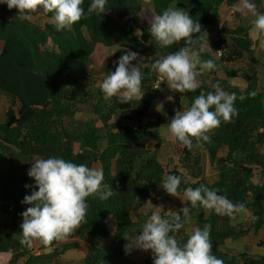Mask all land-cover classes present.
<instances>
[{"label": "trees", "instance_id": "obj_1", "mask_svg": "<svg viewBox=\"0 0 264 264\" xmlns=\"http://www.w3.org/2000/svg\"><path fill=\"white\" fill-rule=\"evenodd\" d=\"M238 1L150 0L143 5V0H108L105 13L100 15L88 14L91 0H84V17L59 32L54 21L44 25L22 21L17 9L0 4V40L4 42L0 50V95L7 100L5 117L0 121V215L5 217L0 252H10L7 264H18L21 259L23 264H37L61 257L77 247L83 252V264H152L151 257L141 263L126 257L125 246L131 244L151 215L140 214L143 203L171 196L162 188L166 174L181 177L176 194L203 185L218 190L219 195L227 196L234 204H242L250 217L237 224L232 223L234 216L218 214L212 209L205 217L199 202L195 206L190 204L188 217L196 218L197 227L210 225L213 255L224 264H264V253L252 256L247 252L232 254L220 249L226 240L256 232L264 224V152L257 150V145L264 142V82L258 74L264 69V62L255 54L260 39H253L248 26L238 22L232 27L221 26L212 39L211 48L220 52L219 59L210 56L204 43L209 30L219 26L222 5L239 17L235 12ZM256 7L257 11L264 12V3ZM172 8H181L193 20H198L201 30L193 34L191 47L198 50L203 46L205 50L199 59L215 62L213 70L203 72L198 78L196 91L182 93L188 108L201 92L214 91V84L237 97L236 115L230 121L222 120L213 133H207L209 142L192 138V147L187 148L174 137L182 169L169 168L157 157L163 141L160 115L150 112V107L161 89L146 87L156 78L153 72H147L152 71L151 67L139 65L143 70L142 99L133 98L125 104L118 97L105 99L101 85L96 84L100 79L87 70L98 44L135 51L144 59L162 58L184 46L181 40L161 47L151 35L153 18ZM40 9L44 16L53 17L52 12ZM137 29L142 36L136 34ZM240 59L245 60L244 67L226 66ZM116 60L103 66L105 76L115 70ZM220 70L226 79L218 77ZM239 77L245 85L229 81ZM82 112L87 117L78 118ZM173 116L169 110L168 122ZM129 120L138 129L127 125ZM144 121L148 122L143 124ZM149 142L154 143L152 149L148 147ZM223 147L227 152L220 156L218 153ZM199 149L208 152L210 163L218 173V180L213 183L202 176ZM48 157H62L89 167L99 162L104 173L103 184L112 189L113 195L106 200L96 195L87 197L89 208L79 227L51 242L43 241L41 252L34 254L30 246L36 238L25 243L20 231V214L28 207L21 201L30 193L25 185L34 183L27 175L31 163ZM258 169L261 181L257 184L253 177ZM176 214L181 215L182 223L185 218L182 212ZM176 214L160 213L172 222ZM170 235L181 245L190 236L184 228ZM77 236L85 246L76 241L62 242L64 238L71 240ZM96 237H112L111 246H96ZM257 245L264 250V239L258 240ZM45 249L50 250L42 252Z\"/></svg>", "mask_w": 264, "mask_h": 264}, {"label": "clouds", "instance_id": "obj_2", "mask_svg": "<svg viewBox=\"0 0 264 264\" xmlns=\"http://www.w3.org/2000/svg\"><path fill=\"white\" fill-rule=\"evenodd\" d=\"M107 2L108 0H91L87 13H105ZM83 3L84 0H0V4L7 5L9 9H17L18 18L22 21H31L32 13L39 8L52 12L58 32L84 17ZM244 6L255 16L253 24L257 38L264 43V12L257 11L256 5L250 0H244ZM200 30L198 20H193L181 8L166 9L153 18L151 35L161 47L184 41V46L177 51L153 63V69L166 78L176 92H193L199 88L195 71L198 64L205 70L215 68L214 60L199 59L205 50L203 46L198 50L191 47L194 43L193 34ZM136 34L142 36L143 33L137 29ZM216 52L220 54L219 51ZM137 60V52L126 50L114 62L115 70L109 71L101 84L105 99L118 97L121 104L128 103L133 98L142 99L143 74L138 63H133ZM212 87L214 91L207 94L201 92L189 108L176 111L167 123L171 135L187 148L192 147V138L209 142L211 138L207 133L219 127L222 120L230 121L236 115L235 93L225 92L218 84ZM213 108L214 110H210ZM27 175L34 183L25 185L30 193L21 201L28 205L20 214V231L25 243L33 238L47 243L72 233L85 220L89 208L87 197L96 195L99 199L106 200L113 195L112 189L103 184L102 168L89 167L84 163L76 164L62 157L35 160ZM180 184L179 175L166 174L162 188L166 193L176 196ZM184 196L192 206L199 202L204 208L229 217L244 210L242 204H234L227 196L219 195L218 190L203 185L185 190ZM182 214L187 221L189 208L184 207ZM173 219L174 222L162 217L159 212L152 213L131 244L125 246V251L130 253L133 248L150 250L152 264H224L222 259L213 255L210 225L195 228L186 243L181 245L170 233L183 228L184 224L180 222V214H176Z\"/></svg>", "mask_w": 264, "mask_h": 264}, {"label": "crops", "instance_id": "obj_3", "mask_svg": "<svg viewBox=\"0 0 264 264\" xmlns=\"http://www.w3.org/2000/svg\"><path fill=\"white\" fill-rule=\"evenodd\" d=\"M225 13H226V11H225ZM220 14H221V12H220ZM51 18L53 19V17H51ZM221 26H222V24H221V21L219 20V26L211 28L214 31H210V33H209L210 36L214 38L216 36V34H215L216 29L215 28H219V30H220ZM254 31H255V29H254ZM250 36L253 37L252 32L250 33ZM3 45H4V42L2 40H0V50L2 49ZM0 97H2L0 100H3L4 96H0ZM160 97H161V95H159L156 99H158ZM156 99L151 104L150 112L158 113L160 115L159 131H160V135L163 139L162 144L158 150L157 157L164 165H167L169 168L178 167L179 169H182L181 164L179 162V155H180L179 148L175 145L174 137L171 135V133L168 131V128H167V123H168L167 113L169 110H171L173 112V114L175 115L176 111L186 110L188 108V105H187V103H185L186 106L184 105V108L179 109V108H177V105L175 103H173L171 108H167L164 113H161L159 111L153 112L152 109H153V106H154ZM5 101H6V98H5ZM4 117H5V115H4ZM4 117H3V119H0V121H3ZM144 122H148V121H144ZM126 124L129 126L135 125L130 120L126 121ZM214 130L215 129H213L210 133H213ZM153 144H154L153 142H149L148 147L152 149ZM199 152L201 155L203 178L206 181H208L209 183H213V182L217 181L218 180V173L215 170L214 165L210 163L208 152L204 149H199ZM226 152H227L226 147H223L219 150L218 154L220 156H224L226 154ZM93 166L102 168V165L99 162L93 163L92 167ZM190 204L191 203L185 199L184 192L180 193V194H176V196L171 195L170 197H166L165 200H162L161 197H157V199L154 202L152 200L145 201L140 208V214L148 215V214H152L154 212L161 213L164 211L176 214L178 212H182V209L184 207L189 208ZM210 211H211V209L204 208L205 217H208L210 215ZM218 214H220V213H218ZM249 217H250V213L244 207L243 211L238 212L234 215V217L232 219V223L237 224L238 222L245 220V219H248ZM196 222H197L196 218L188 217L187 221H185V218H184V220L182 222L184 224L183 228L188 235H191L192 231L195 228H197ZM262 228H264V224L256 232L251 231L248 235L241 237L239 239H235V240L228 239V240H226L224 245H222L220 247V249L226 253H232V254L233 253H239V252H247L249 255H252V256L261 255L264 253V250L261 249L260 247H258L257 242H258V240L264 239V236H261L259 234V232ZM36 240H38V239H34L31 242V245ZM69 241L79 242L80 245H82V246L86 245L82 241L80 242L77 237H74L71 240L65 239V238L62 240V242H69ZM94 244L98 247L107 248V247L111 246L112 238L111 237H107V238L96 237L94 240ZM37 251L38 252H35L34 250H32V252L34 254H38L39 252H41V250H37ZM0 256L3 257V260H2V262H0V264H7L8 260L10 258V252H0ZM126 257L136 261L137 263H141L145 259H147L148 257L152 258V253L150 250L144 251V250L133 248L130 253L126 252ZM57 259H60V262H61L60 264H83V252L78 247L72 248V249L67 250L61 257H58ZM50 260L51 261L44 260V261L39 262L37 264H46L47 261L52 262V260H54V259H50ZM23 261L24 260L21 259L18 262V264L19 263L23 264ZM51 264H53V263H51Z\"/></svg>", "mask_w": 264, "mask_h": 264}, {"label": "rangeland", "instance_id": "obj_4", "mask_svg": "<svg viewBox=\"0 0 264 264\" xmlns=\"http://www.w3.org/2000/svg\"><path fill=\"white\" fill-rule=\"evenodd\" d=\"M149 2H150V0H143V5H147V4H149ZM250 2L254 3L255 5H258V4H263L264 0H250ZM225 11H226V13H225ZM220 12H221V14H220L219 20L221 21L222 27L223 26H231L232 27L235 24H237L238 22H241V23L245 24L246 26H248L249 33L252 32V35H253L252 38L253 39L257 38L256 32L254 31L255 28H254V24H253L255 16L244 6V0H239L235 6V12H237L239 14V17H236L235 13L233 11L228 10L224 5L221 7ZM31 20L38 25H44L47 21H49V22L53 21L52 18H48V17L44 16L42 13V10L40 8L36 12L32 13V19ZM215 29H216L215 34L217 35L219 33V28H215ZM210 31H214V30L210 29L209 33H210ZM136 32H137V30H136ZM209 33L205 37L204 43H205L206 48L208 49V51L210 53V56L212 58L219 59L220 54L211 48V44L213 43V40H212L213 37L209 36L210 35ZM124 51H125L124 49H122L118 46H113V45L106 47V46H103L101 44H98L96 46L95 52H94L93 56L91 57V60L87 66V70H88L89 74L93 75L95 78L100 79V80H98V82H96V84L101 85L102 81L106 78V76L103 74V71H102L103 66L111 60L118 59L124 53ZM255 54L262 62H264V43H262L261 40L259 41V43L256 46ZM157 59H160V58L154 57V58L144 59V58L138 56V60L133 61L134 64L138 63V65H141V66L151 67L152 71H147V72H148V74H150V72H153L154 76L156 78H155V80L147 83L146 87H148V88H159L160 87V89H161V94H160L161 97L156 99L152 111L153 112L159 111L161 113H164L167 108H171L173 103H175L177 105V108H179V109L184 108V105L186 106V104H185V98L183 97V94L176 92L174 89H172L170 86V83L166 80V78H164L161 74H159L158 72H156L153 69V63ZM244 65H245V60H243V59H240V60H237L234 62H230V63H226V66L230 69L242 68V67H244ZM141 71H143V70L141 69ZM195 71L197 72L196 79L198 81V78L200 77V75L207 70H205L200 64H198ZM258 74H259L260 81L263 83L264 82V69H261ZM217 75L220 78L226 79V75H225L223 70L218 71ZM229 81L232 84H236V85H240V86L245 85V82L240 77L229 79ZM0 96H2V95H0ZM1 98L2 97H0V99ZM6 101H5L4 97H3V100H0V119H3V117L5 115V111H6V107H7ZM157 108H159V110ZM77 117L78 118H85V117H87V114L85 112H82V113H79L77 115ZM145 123L146 122H143V124H145ZM103 145H104V143H101L100 148H103L104 147ZM257 150L264 152V142L257 145ZM260 174H261V172L258 169L255 171V174L253 177V181L257 184L260 183V181H261ZM4 219H5V217L0 215V233L2 232V225H3ZM259 234L261 236H264V228H262L260 230ZM77 238L80 242L82 241L79 239L78 236H77ZM42 242H43L42 240H36L30 246L31 250L38 252L37 250H40V246H41ZM48 251H49V249L42 250V252H48ZM2 260H3V257L0 256V262H2ZM49 261H51V260H49ZM49 261H47L46 264H51V263L60 264L61 263L60 259H57V258L52 260V262H49ZM19 264H21V263H19Z\"/></svg>", "mask_w": 264, "mask_h": 264}, {"label": "built area", "instance_id": "obj_5", "mask_svg": "<svg viewBox=\"0 0 264 264\" xmlns=\"http://www.w3.org/2000/svg\"><path fill=\"white\" fill-rule=\"evenodd\" d=\"M133 128H134V129H137V127H136V126H133Z\"/></svg>", "mask_w": 264, "mask_h": 264}]
</instances>
